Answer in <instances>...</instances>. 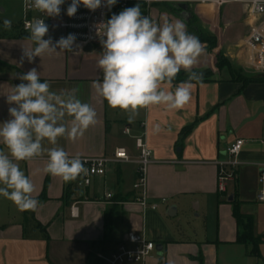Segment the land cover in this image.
Listing matches in <instances>:
<instances>
[{
    "label": "crops",
    "instance_id": "1",
    "mask_svg": "<svg viewBox=\"0 0 264 264\" xmlns=\"http://www.w3.org/2000/svg\"><path fill=\"white\" fill-rule=\"evenodd\" d=\"M187 5H194L192 11L201 25L217 37L212 51L201 42L204 52L193 70L209 69L213 75L209 81L192 83L191 99L183 108L170 110L166 105H152L140 109L130 123L125 113L110 108L93 87V81L102 75L97 65L102 52L100 41L90 49L89 45H79L78 55L57 49L51 55L36 57L32 63L27 59L21 63L22 47L32 46L27 39L29 31L22 29L23 0H0L2 15L11 16L13 8H18L16 18L0 17V122L9 119L6 95L21 82L17 76L35 67L52 91L78 87V98L91 104L97 113L95 125L82 137L75 141L59 138L56 146L63 147L70 157H112L117 148L126 149L130 156V161L111 163L105 175L92 177L88 186L81 178L66 183L46 173V154L21 161V169L34 184L32 195L39 205L35 210L22 211L0 196V264H99L96 254L114 251L132 231L162 245L161 255L157 250L145 264H231L228 248L237 244L238 227L229 196L236 193L242 201L241 212L253 215L254 225L255 217L257 221L254 212L244 209L251 200L246 198L242 185L249 177L255 178L258 193L260 165H264V92L257 91L264 83L243 87L227 67L218 69L217 55L222 52L242 73L258 74L252 66L254 53L245 38L252 25L264 28V15H251L245 3L226 10L214 5ZM4 19L13 21L11 30L4 29ZM177 19L188 28L181 12L153 21L162 24ZM46 24L49 32L45 39L51 37L55 42L67 36L62 15L48 17ZM180 83L162 87L174 90ZM193 123L192 131L181 138L183 128ZM126 127L129 134L124 132ZM137 137L144 138L152 150L146 171V205L141 190L134 189ZM236 138L245 140L238 157L241 164L236 180L220 194L218 162L227 159L226 149ZM43 144L45 148L53 147L46 140ZM68 189L74 191L70 204L64 198ZM108 193L111 198H107ZM163 198L167 202H162ZM252 202L257 203L256 195ZM152 203L158 204L157 209L150 207ZM73 205L77 207L76 215L71 213ZM212 207L218 218L217 240L181 238L173 220L190 209L198 211L197 216L208 215ZM108 216L110 228L106 231ZM254 233L264 236L258 229Z\"/></svg>",
    "mask_w": 264,
    "mask_h": 264
},
{
    "label": "clouds",
    "instance_id": "2",
    "mask_svg": "<svg viewBox=\"0 0 264 264\" xmlns=\"http://www.w3.org/2000/svg\"><path fill=\"white\" fill-rule=\"evenodd\" d=\"M65 0H25L26 7L57 17ZM117 0H71L67 15L73 17L79 6L90 11L104 6L111 9ZM13 21L3 20L5 30ZM31 47H22L21 63H32L36 57L59 51L79 54L76 36L68 34L53 42L45 39L49 27L42 18H35L28 27ZM102 52L97 61L102 79L94 80L93 87L112 109L125 113L131 123L140 109L152 105H166L168 109L183 108L191 99L193 82H202L203 73L193 71L204 52L199 38L190 34L183 20L160 24L143 15L140 3L127 7L97 27ZM184 70L187 79L174 90L178 74ZM17 78L21 81L6 95L9 119L0 122V196L13 202L19 210H35L39 200L33 197L34 184L20 167L21 161L43 157L44 171L60 177L66 183L87 176L86 161L70 157L58 145V139L72 141L82 137L95 125L97 113L91 104L82 102L78 87L59 93L51 90L48 81H41L40 72L31 68ZM47 141L53 147L45 148ZM264 167V165H260ZM264 183V176L260 177Z\"/></svg>",
    "mask_w": 264,
    "mask_h": 264
},
{
    "label": "built area",
    "instance_id": "3",
    "mask_svg": "<svg viewBox=\"0 0 264 264\" xmlns=\"http://www.w3.org/2000/svg\"><path fill=\"white\" fill-rule=\"evenodd\" d=\"M167 0H117V3L111 7H100L95 11H90L83 5H80L76 14L73 17L67 15V8L71 0H65L61 6L60 15L64 18V26L66 35L74 34L76 36L77 45H92L100 41L101 37L97 32V27L100 23L110 19L112 14H118L127 7H132L138 2L141 6L143 15L149 16L151 19L152 6ZM183 4H198V5H214L223 7L228 3H245L253 16L264 15V0H179ZM35 18H42L46 23L48 16L35 9L26 7L23 0V18L22 29L28 31L29 25ZM245 44L254 53L252 66L258 73H264V28L261 24L252 25L250 31L245 38ZM102 79V75H101ZM126 134L130 133L128 127L125 128ZM245 140L236 138L226 149L227 159L218 162V192L226 193L228 183L233 182L237 178L238 167L241 164L238 157L242 151ZM135 145L139 150L138 168L136 171V179L134 189L141 190L142 203L146 205L144 199V190L146 186V171L151 162L152 150L147 145L142 137H137ZM86 161L85 166L89 169L87 176L82 177L84 185L88 186L91 183L92 177L103 176L106 173L107 167L111 163L119 161H130V156L124 148H117L112 157L106 155L96 157H80ZM264 176V167L261 169L260 177ZM112 194L108 193L107 198H111ZM162 202H167L166 198ZM256 202L264 208V188L256 194ZM152 209H157L158 204H150ZM72 215L77 214V207H71ZM157 245L153 240L148 239L144 234L138 232H129L124 240L118 244L117 248L109 253L98 252L96 254L99 264H145L147 259L157 251Z\"/></svg>",
    "mask_w": 264,
    "mask_h": 264
},
{
    "label": "rangeland",
    "instance_id": "4",
    "mask_svg": "<svg viewBox=\"0 0 264 264\" xmlns=\"http://www.w3.org/2000/svg\"><path fill=\"white\" fill-rule=\"evenodd\" d=\"M171 4H178L179 6L183 5V3L180 2L179 0L176 1L167 0L165 1V3L155 4L152 6V10H151V17L153 18L152 20L158 21V18H161L162 21V18L166 17L167 15H171V14L173 15L174 12L171 10ZM231 6L238 7L239 5H237V3H228L223 6V9L226 10L228 7ZM187 7L190 12L193 10L194 5L192 6L187 5L184 9H186ZM16 12H18V8H16V10L13 8V15L9 16V14L8 15L0 14V17L16 18L18 14V13L16 14ZM258 74H263V73H258ZM244 75H248V74L244 73ZM257 92L263 93L264 87H261V90ZM262 110L264 114V107ZM244 184L242 185V187L245 189V196L248 200H251L248 202V204L244 209L254 212V216L256 214L257 221L255 217V225H254L255 231L258 229L261 230V232H264V208L262 207L261 204L259 203L254 204V202H252V199L256 195V184H257L256 180L255 178L249 177L246 183ZM230 187L233 189L234 183H231ZM263 188H264V183H260V175H259L258 191H260ZM197 213L198 211H192L190 209L189 211L182 212L178 217H176L173 220L174 221L173 223L176 225V227L179 229L181 233V238L186 240H195V241H200L203 238H207L209 240H217L218 218L215 207H212L210 209L208 215H204L201 213L200 216H197L196 215ZM251 249H252L251 245L235 244L233 246H229L228 254H230L231 257L230 258L231 264H264V241L259 246V250H260L259 257L251 255L250 254Z\"/></svg>",
    "mask_w": 264,
    "mask_h": 264
},
{
    "label": "trees",
    "instance_id": "5",
    "mask_svg": "<svg viewBox=\"0 0 264 264\" xmlns=\"http://www.w3.org/2000/svg\"><path fill=\"white\" fill-rule=\"evenodd\" d=\"M162 3H165V2H162ZM181 9L182 8L178 4H171V10L174 13L181 12ZM190 12H191V17L188 19V21H186L187 27H188L187 31L190 34L191 33L195 34L202 43H205L209 51L214 50L217 46V37L210 31L206 30L201 25L198 16L193 11H190ZM217 67L220 70L227 67L230 73L233 75V79L236 77L235 79L240 81L243 87L247 86L250 83H264V74L244 75L241 69H234L230 61L226 58V56L222 52H220L217 55ZM197 72H200V71H197ZM201 73H203L202 82L209 81L213 75L212 71L209 69L202 71ZM186 79H187V74L185 73V71H181L173 82H183ZM194 125L195 123L190 124L186 126L185 128H183L181 132V138L188 135L192 131ZM73 193H74L73 190H70V189L66 190L64 198L66 199L67 204H70V202L72 201ZM241 203L242 201L237 199L236 193H235L234 199L232 200L231 204L233 207V216L236 219L237 227H238L236 243L242 244V245H251L252 249L250 251V254L253 256L259 257L260 256L259 246L263 242L264 236L255 235L254 217L251 214H244L241 212L240 210ZM109 221H110V218L108 216L106 218V223H105L106 231H108L110 228ZM201 264H203V261H201Z\"/></svg>",
    "mask_w": 264,
    "mask_h": 264
},
{
    "label": "water",
    "instance_id": "6",
    "mask_svg": "<svg viewBox=\"0 0 264 264\" xmlns=\"http://www.w3.org/2000/svg\"><path fill=\"white\" fill-rule=\"evenodd\" d=\"M185 5L187 6V4H183V5H181L180 7H181L182 9H184V8L186 7ZM188 19H189V17H187V18L185 19V21H188ZM87 48L90 49V48H91V45H89ZM233 198H234V196H233V195H230L229 198H228V200H229V201H232ZM156 248H157V250H159V255H161V252H160V251L162 250V245H157Z\"/></svg>",
    "mask_w": 264,
    "mask_h": 264
},
{
    "label": "flooded vegetation",
    "instance_id": "7",
    "mask_svg": "<svg viewBox=\"0 0 264 264\" xmlns=\"http://www.w3.org/2000/svg\"><path fill=\"white\" fill-rule=\"evenodd\" d=\"M181 13L183 14V16L186 17H191V13L189 12L188 7L186 9H181Z\"/></svg>",
    "mask_w": 264,
    "mask_h": 264
}]
</instances>
